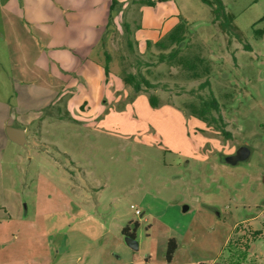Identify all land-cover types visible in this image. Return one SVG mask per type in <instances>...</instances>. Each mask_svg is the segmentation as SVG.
<instances>
[{"label": "rangeland", "instance_id": "374dc122", "mask_svg": "<svg viewBox=\"0 0 264 264\" xmlns=\"http://www.w3.org/2000/svg\"><path fill=\"white\" fill-rule=\"evenodd\" d=\"M138 1H122L117 31L89 54L88 82L74 78L27 144L0 142V264H145L163 259L169 238L212 264L226 237L215 264H264V0H221L240 39L201 0ZM180 21L172 61H159L171 47L135 38ZM185 57L208 74L191 77L177 62ZM127 72L155 87L134 91ZM210 93L217 123L192 113ZM10 104L24 103L17 94ZM242 146L245 159L225 161ZM134 224L136 250L121 233Z\"/></svg>", "mask_w": 264, "mask_h": 264}, {"label": "crops", "instance_id": "0c3cea01", "mask_svg": "<svg viewBox=\"0 0 264 264\" xmlns=\"http://www.w3.org/2000/svg\"><path fill=\"white\" fill-rule=\"evenodd\" d=\"M110 2L0 0V142H12L6 135V126L22 128L27 140L28 129L43 119V110L55 105L63 92L74 88L76 76L88 82L91 65H95L88 59L89 54L100 44L105 46L108 35L117 31L115 20L121 11L111 20ZM136 34L135 38L143 44L163 37L159 35L150 40ZM62 73L66 81L59 92L55 82ZM43 76L47 77L45 81ZM17 94L24 104L13 108L10 99ZM1 159L2 156L0 164ZM183 241L176 240L177 248L171 261L165 258V247L162 260L145 264H199L201 261L191 255L193 251L186 248ZM226 241L227 237L216 251L212 264L221 255ZM186 242L191 243V240L186 238Z\"/></svg>", "mask_w": 264, "mask_h": 264}, {"label": "trees", "instance_id": "16d2710c", "mask_svg": "<svg viewBox=\"0 0 264 264\" xmlns=\"http://www.w3.org/2000/svg\"><path fill=\"white\" fill-rule=\"evenodd\" d=\"M165 0H139L138 3H146L150 6L155 5L156 3L162 2ZM204 4L211 7L212 20L213 22H217L220 28L223 31L228 33H233L237 38L240 39V34L238 33L235 25H233V16L228 14L225 11V7L221 0H201ZM135 3V1H133ZM122 1L119 0H111L109 5V18L112 20L120 11H122L123 6ZM110 22V21H109ZM127 25V24H126ZM186 32V26L183 21L178 22L167 34H165L161 39L157 40L154 44L161 50L167 49L171 47V50L168 55L161 54L159 57V61H163L164 58L169 57V61H172L174 58L178 57V51L180 49L181 44L184 41ZM151 44L150 41H146V45L149 46ZM177 62H180L185 67L186 71L191 73V77L197 78L202 75L208 74V68L205 65H202L201 70L198 71V66L202 63V59L198 57L194 58H180L177 59ZM105 73H109V69L105 66ZM121 79L127 86H132L133 90L136 92L141 91L143 88H152L155 87V84L150 82L148 78H146L142 73H123L121 74ZM209 85V81L205 80L200 84L201 87H206ZM150 104L152 106L157 105V97L151 95ZM219 111L218 103L216 98L210 93V96L204 100H202L198 107L192 106V113L195 117L200 119L201 121H205L207 123L214 121L218 122L220 116L215 118L212 115V112ZM137 224L131 228L130 225H126L122 228L121 233L123 235H129L135 238V228ZM177 248V242L174 238H169L167 241L165 258L169 262L172 259V256Z\"/></svg>", "mask_w": 264, "mask_h": 264}, {"label": "water", "instance_id": "95a60500", "mask_svg": "<svg viewBox=\"0 0 264 264\" xmlns=\"http://www.w3.org/2000/svg\"><path fill=\"white\" fill-rule=\"evenodd\" d=\"M6 135L8 139L18 145L24 146L27 143L25 137V131L22 128H17L13 126H6ZM248 156V150L246 147H240L234 154L225 157V161L235 164L236 162L245 159ZM187 206H183V210H186ZM125 244L131 249H138L137 240L129 235H124Z\"/></svg>", "mask_w": 264, "mask_h": 264}]
</instances>
